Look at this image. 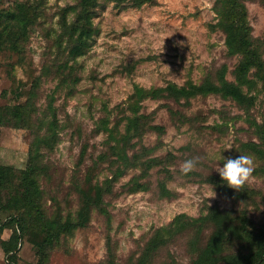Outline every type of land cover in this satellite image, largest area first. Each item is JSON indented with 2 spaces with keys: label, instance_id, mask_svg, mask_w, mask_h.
I'll return each instance as SVG.
<instances>
[{
  "label": "rangeland",
  "instance_id": "1",
  "mask_svg": "<svg viewBox=\"0 0 264 264\" xmlns=\"http://www.w3.org/2000/svg\"><path fill=\"white\" fill-rule=\"evenodd\" d=\"M15 1L0 0L2 36L7 24L4 12L13 10ZM127 1L120 5L116 0H98L88 42L76 53L71 52L73 41L61 34L62 16L66 25L70 23L77 0H42L38 23L29 28L22 48L0 43V107L31 102L36 125L40 118L51 119L47 104L53 99L61 126L53 149H42L48 166L38 182L48 218L59 220L61 227L69 225L39 255L38 247L11 218L18 210L0 209V264H105L109 253L115 264H134L161 228L163 236L156 238L161 246L148 264H188L190 252L197 254L204 246L208 228L199 224L189 228L183 221L176 226L180 230H164L176 216L195 219L216 213L220 230L231 235L226 251L247 249L241 248L247 235L240 228L248 225L242 217L264 224V162L245 146L257 140L243 109L220 92L188 99L135 95L139 88L215 80L221 72L235 80L240 56L228 51L215 0ZM243 2L252 36L263 39V1ZM252 73L256 83L249 91L257 101L251 113L261 120L264 89ZM131 101L139 103L141 112L153 111L162 134L146 130L140 138L132 132L128 141L123 138L132 115ZM31 133L30 127L0 122V165L25 168ZM122 141L127 155L145 146L149 156L173 157L164 170L154 166L143 171L138 164L120 166L116 172V165H110L116 157L111 147H121ZM83 146L85 157L78 163ZM245 154L255 164L245 185L248 193L254 192L252 200L216 180L217 165L223 167L225 159ZM188 159L198 163L184 174L180 166ZM107 179L112 190L103 194L102 206H90L84 224L70 225L77 220L83 199L93 197ZM134 181L137 184L132 185ZM211 188L214 198H208ZM11 194L0 189V204ZM14 229L17 239L8 252L2 235ZM49 231L48 224L36 239L44 243Z\"/></svg>",
  "mask_w": 264,
  "mask_h": 264
},
{
  "label": "trees",
  "instance_id": "2",
  "mask_svg": "<svg viewBox=\"0 0 264 264\" xmlns=\"http://www.w3.org/2000/svg\"><path fill=\"white\" fill-rule=\"evenodd\" d=\"M142 1V0H137ZM264 3V0H262ZM42 0H16L14 9L4 12L7 18L6 34L0 35V43H7L13 49H21L23 42L27 38L28 30L38 23V16L41 12ZM120 5L127 4V0H116ZM98 0H77L74 5V16L70 23L66 25L64 22V14L62 16L63 30L62 34L73 41L71 48L72 53L82 50L87 42L92 29V15L96 10ZM214 9L218 16V24L224 29L226 38V46L228 51L240 56L239 62L235 69V80H228L223 72L215 80L201 82L199 84L188 82L187 85L177 87L175 85H167L164 87L152 88L149 90L137 89L135 95L139 97L148 95L157 97L159 95L172 97L174 99L184 98L198 95L220 92L225 96L231 97L245 112V120L248 123V129L256 137L257 141L250 140L247 146L251 152H254L258 158L264 162V114L261 120L255 118L251 109L256 105L257 96L251 93V89L255 86V79L261 82V88L264 89V38H255L250 32V25L247 20V11L243 0H215ZM22 43L20 46L18 44ZM67 44V40H66ZM66 76H69L68 74ZM244 86L247 90H244ZM132 115L128 116L126 124V134L123 137L128 141L129 134H135L139 138L142 137L146 130H154L158 135L163 133V126L154 122L153 111L141 112L140 105L136 101L130 102ZM51 110V111H50ZM33 105L31 102L27 104H12L0 107V122L23 125L30 127L32 130V138L28 145V162L23 169H16L11 166L0 165V189H6L12 194L6 203L0 204V209L13 208L18 210L16 215L11 218L19 224L23 232L28 236V240L38 247V253L45 251V247L55 243L64 230L65 224L61 227L60 221L49 219L42 202V190L38 182V176L45 172L48 162H45L42 149L52 150L58 138V128L61 126L59 119L55 113L53 99H49L47 111L51 113V119L45 120L40 118L37 124H32L31 113ZM125 141H122L121 147L113 145L112 152L116 157L110 161V165H116V172H120V166L134 167L138 164L143 171L159 166L164 170L173 157L172 154L149 156L150 148L141 146L138 150L133 151L131 155L126 154ZM86 147L81 148L78 163H81L85 157ZM99 157L106 158L101 155ZM168 168V167H167ZM124 170V169H123ZM121 170V172H123ZM168 170V169H167ZM218 183L228 190L226 184L217 178ZM112 181L107 179L104 185L98 186L96 194L83 199L82 205L78 211L76 221H70L69 224L74 226L84 224L90 206L101 207L102 196L104 193L111 191ZM137 184V181L132 182ZM242 193H247L245 199H253L254 192L246 191V186L242 188ZM14 191V192H13ZM253 195H252V194ZM238 194V193H235ZM248 223L240 228L247 237L242 240V247L245 250L226 251L230 242V234H226L220 230L217 214L211 212L208 215L198 218H188L184 214H180L174 218L168 228L181 225L183 221L188 223L189 228L201 225L207 229L208 235L204 237L205 244L196 254L190 252V261L188 264H258L264 261V224L256 223L250 218L242 217ZM200 222V223H199ZM185 223L183 227L185 226ZM50 225V233L47 234L45 242L41 243L36 239L38 232L42 231L46 225ZM177 228V227H176ZM178 229V228H177ZM180 230V229H178ZM163 228L150 238L151 244L149 250L144 251L136 259L134 264H148L150 257L157 254L161 243L156 238L163 236ZM199 232V231H198ZM201 232V231H200ZM202 233V232H201ZM17 235L15 229L7 239L2 240V244L6 251H10L16 242ZM156 240V241H155ZM41 259V258H40ZM105 264H115L112 253Z\"/></svg>",
  "mask_w": 264,
  "mask_h": 264
},
{
  "label": "clouds",
  "instance_id": "3",
  "mask_svg": "<svg viewBox=\"0 0 264 264\" xmlns=\"http://www.w3.org/2000/svg\"><path fill=\"white\" fill-rule=\"evenodd\" d=\"M163 44H164V40L162 41L160 53L163 52L164 50ZM231 147L232 146L229 145L226 149ZM220 159H225V158L220 156ZM197 163H198L197 160H193V159L185 160L181 164L180 170L182 173L187 174L196 167ZM215 170L219 174L224 184L227 185V187L237 192H240V190L249 182L255 170L254 158L247 154L239 155V157L235 159L227 158L225 159L223 167H219L217 165ZM214 197H215V192L211 188L208 198H214Z\"/></svg>",
  "mask_w": 264,
  "mask_h": 264
},
{
  "label": "crops",
  "instance_id": "4",
  "mask_svg": "<svg viewBox=\"0 0 264 264\" xmlns=\"http://www.w3.org/2000/svg\"><path fill=\"white\" fill-rule=\"evenodd\" d=\"M7 236H9V235L6 232L4 233V235H2V237H4L5 239L7 238Z\"/></svg>",
  "mask_w": 264,
  "mask_h": 264
}]
</instances>
